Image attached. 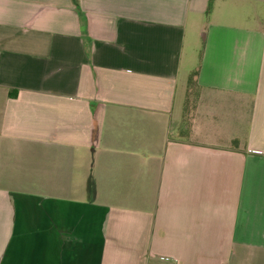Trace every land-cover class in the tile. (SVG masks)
Segmentation results:
<instances>
[{
  "label": "crops",
  "instance_id": "obj_1",
  "mask_svg": "<svg viewBox=\"0 0 264 264\" xmlns=\"http://www.w3.org/2000/svg\"><path fill=\"white\" fill-rule=\"evenodd\" d=\"M0 264H264V0H0Z\"/></svg>",
  "mask_w": 264,
  "mask_h": 264
},
{
  "label": "trees",
  "instance_id": "obj_2",
  "mask_svg": "<svg viewBox=\"0 0 264 264\" xmlns=\"http://www.w3.org/2000/svg\"><path fill=\"white\" fill-rule=\"evenodd\" d=\"M196 76H197V69L192 71L188 78V91H187L186 102L184 105V117H188V114L192 107L191 95H192L193 87L196 84Z\"/></svg>",
  "mask_w": 264,
  "mask_h": 264
}]
</instances>
